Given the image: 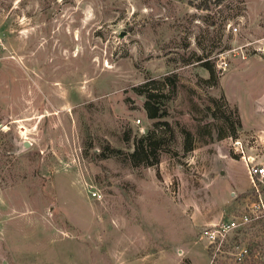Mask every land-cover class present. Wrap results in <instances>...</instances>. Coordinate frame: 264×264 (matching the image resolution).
Segmentation results:
<instances>
[{
  "label": "rangeland",
  "instance_id": "1",
  "mask_svg": "<svg viewBox=\"0 0 264 264\" xmlns=\"http://www.w3.org/2000/svg\"><path fill=\"white\" fill-rule=\"evenodd\" d=\"M262 129L264 0H0V264H264V219L212 240Z\"/></svg>",
  "mask_w": 264,
  "mask_h": 264
},
{
  "label": "built area",
  "instance_id": "2",
  "mask_svg": "<svg viewBox=\"0 0 264 264\" xmlns=\"http://www.w3.org/2000/svg\"><path fill=\"white\" fill-rule=\"evenodd\" d=\"M238 142L239 140L234 141V143ZM238 152H240V158L244 163L248 179V186L240 190V193L243 194L244 204L237 213L231 214L219 223L216 228L219 234L213 233L212 240H220L223 237L220 235L238 227V224H248L264 219V161L257 159L254 154L246 153L242 147L238 148ZM91 193L94 197H101L97 191L93 190ZM212 232L215 231L212 230Z\"/></svg>",
  "mask_w": 264,
  "mask_h": 264
},
{
  "label": "trees",
  "instance_id": "3",
  "mask_svg": "<svg viewBox=\"0 0 264 264\" xmlns=\"http://www.w3.org/2000/svg\"><path fill=\"white\" fill-rule=\"evenodd\" d=\"M223 0H198V4H201L203 7L208 8L209 5L213 2L215 4L221 3ZM204 66L209 69L211 76H214L213 69L208 64V62L203 63ZM148 82L144 83V108L146 110L148 117H157L160 115V106L159 102H157V97L160 95H164V92L156 91L154 88L147 86ZM164 124L167 122H163ZM240 125V120L238 119L237 125ZM236 126L233 122H230L231 131L233 134L236 133ZM152 133H155L153 130L147 134H143L135 139L134 148L129 152V157L134 164L144 163V164H155L159 161V156L156 151L157 141L155 140ZM191 134L188 130H185V138H184V149L189 150L192 148V140ZM213 246V244H210Z\"/></svg>",
  "mask_w": 264,
  "mask_h": 264
},
{
  "label": "crops",
  "instance_id": "4",
  "mask_svg": "<svg viewBox=\"0 0 264 264\" xmlns=\"http://www.w3.org/2000/svg\"><path fill=\"white\" fill-rule=\"evenodd\" d=\"M262 131L264 132V129H262ZM263 132H262V133H263Z\"/></svg>",
  "mask_w": 264,
  "mask_h": 264
}]
</instances>
